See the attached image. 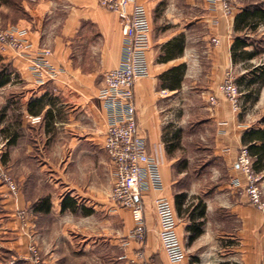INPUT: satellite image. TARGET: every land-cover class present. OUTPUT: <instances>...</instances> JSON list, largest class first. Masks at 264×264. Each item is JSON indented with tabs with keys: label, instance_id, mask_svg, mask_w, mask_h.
I'll return each instance as SVG.
<instances>
[{
	"label": "crops",
	"instance_id": "obj_1",
	"mask_svg": "<svg viewBox=\"0 0 264 264\" xmlns=\"http://www.w3.org/2000/svg\"><path fill=\"white\" fill-rule=\"evenodd\" d=\"M263 1L234 0L233 13L227 18L219 9L210 11L206 0H138L148 15L149 46L144 53L148 74L135 82L134 101L147 154L157 164L162 188L149 189L142 196L146 237L141 264H264V209L250 204L243 192L244 176L235 164L239 149L247 148L242 135L264 128V84L259 87L250 73L264 63V52L248 58L254 52L248 45L242 58L233 61L231 55L235 36L250 39L264 28L261 23L255 29L235 30V17L247 5H264ZM22 6L25 18L13 25L25 31L31 54L50 49L47 58L59 70L54 80L39 83L26 59L9 50L0 54L21 80L19 94L12 100L20 104L22 125L29 124L19 138L23 150L39 155L50 143L58 150L68 149V160L77 153L93 155L91 147L100 146L105 152L107 116L98 94L104 72L121 63L119 15L101 7L99 0H22ZM213 38L219 42L214 44ZM227 72L245 86L247 94L258 88V96L248 100L257 112L241 111L240 97L239 109L231 110L218 92ZM11 85L9 81L0 89ZM186 90L196 91L197 100L198 117L189 123L180 118L185 103L177 101ZM210 95L217 99L214 106L208 102ZM38 98H42L43 108L37 114L29 113L30 101ZM4 105L8 108L10 103ZM32 118H47L50 128L31 122ZM193 131L200 143V156L207 157L202 166H214L217 176L202 181L203 194L179 187L185 170L178 169L176 162L191 149L193 137L189 134ZM5 134V141L16 144L17 134ZM36 155L33 157L38 159ZM39 158L44 167L46 160ZM261 165L256 172L264 200V158ZM110 168L111 173L104 174L20 179L23 191L16 196L2 186L0 218L3 214L7 228L22 227L15 211H25L22 239L26 243L38 239L49 264H130L140 247L127 240L133 227L130 211L109 199L115 177ZM99 176L107 179L106 187H100ZM45 184L47 192L41 189ZM180 193L185 198L178 213L175 196ZM66 196L76 207L61 212ZM163 196L170 203L175 231L185 248L178 263L167 259L158 240L153 200ZM47 197L50 208L46 212L37 205ZM197 222H202V233L190 241L188 227Z\"/></svg>",
	"mask_w": 264,
	"mask_h": 264
},
{
	"label": "built area",
	"instance_id": "obj_2",
	"mask_svg": "<svg viewBox=\"0 0 264 264\" xmlns=\"http://www.w3.org/2000/svg\"><path fill=\"white\" fill-rule=\"evenodd\" d=\"M234 0H206L210 11H219L224 17H231ZM99 5L109 12L119 15L122 34L121 63L115 69L104 72L98 99L104 105L107 126L103 149L115 174L111 185L109 199L118 207L130 211L133 227L129 230L127 240L136 241L139 249L130 259V264H141L144 258L143 244L146 237L144 203L142 196L149 189L161 190L160 173L154 159L147 154L146 139L137 121L134 101V84L148 74L144 53L148 48L149 23L145 8L138 0H99ZM25 31L16 26L0 28V54L9 50L23 57L29 63L31 74L39 83L54 80L59 70L55 69L48 56L50 49L43 48L37 54H31V44L24 38ZM214 44L219 41L212 39ZM218 92L226 99L234 112L240 106V90L230 72H227L219 83ZM210 106L217 103L215 96L208 98ZM236 167L244 176L243 192L250 204L259 210L264 209L259 176L253 169V157L245 147L236 154ZM12 196L17 195L14 182L5 180ZM155 217L158 222V240L167 259L178 263L185 255L175 231V217L170 203L163 197L153 200ZM18 217L25 226V211L19 210ZM27 259L30 264H49L42 256L33 240L27 245Z\"/></svg>",
	"mask_w": 264,
	"mask_h": 264
},
{
	"label": "rangeland",
	"instance_id": "obj_3",
	"mask_svg": "<svg viewBox=\"0 0 264 264\" xmlns=\"http://www.w3.org/2000/svg\"><path fill=\"white\" fill-rule=\"evenodd\" d=\"M20 18H25L22 0L0 1V28L13 25ZM262 31H264V28L260 31L255 32V34L250 38V40H252L251 49L253 51L264 52V34H261ZM8 66L9 64L3 61V58L0 55V70L7 69V71H11ZM9 75V81L12 85L8 88L6 87L4 89H0V189L2 186H4L7 190L6 192L11 194L5 182L6 178L14 182L18 192L20 189L23 191L22 181L20 179L111 173L110 163L106 158L105 152L101 150L100 146L91 147V149L94 151L93 155L83 157L79 156V154L77 153L76 156L74 155L75 158L69 160L68 158L70 156V151L68 149L58 150L55 145H51L50 143H47L45 145L46 148H44L42 154L38 152L39 155H36V151H31L27 153L25 149L23 150V146L20 144L19 138L20 134L22 133L21 131L23 129L28 128L29 124L22 125V119H20L19 117L20 104H17L15 102L16 100H12L19 94L18 92L20 91L19 87L21 85V80L19 75H17L16 73H10ZM234 82L240 87V98L242 99V106L240 107L241 111L245 110L246 112H248L250 110H254L257 112V108L255 109L252 104H249L248 100L249 98L253 99L254 97L256 98L258 96V88H253L254 90L249 91L247 94L246 88L245 86H243V84H238L235 78ZM177 101H180V104L185 103L186 106L184 113H182V109H180L181 119L184 118L189 123L190 121L192 122L198 117L196 115V91L190 90V92H188L186 90L184 94H182L181 98L179 96V99ZM177 101L175 102V106H177ZM6 102L10 103V106L8 108L6 105H4L6 104ZM262 108L264 112V105L262 106ZM58 116L59 118L63 117L60 114ZM47 121V118H43L41 120L39 118H32L31 122H38V124L42 125L44 128L47 127L49 129L50 125ZM192 126L193 125H191V128ZM188 127L190 126L188 125ZM9 131L17 134L16 144L11 145L9 144V140L5 141V133L8 134ZM49 131L50 130H48V132ZM190 135H192L193 137L192 140L189 142V146L191 147V149H189L188 147L189 150L186 149L184 155L178 157L176 162L178 169L185 170L184 176L181 175L180 177L179 187H181V189H190L189 191L193 190L198 194H203L202 181L204 182L205 180L211 178L214 179L217 176L216 172H214L213 170L214 166H210L211 168L209 166H202V163L207 157L204 158L203 156H200V147L199 149H197V146H200V143L199 140H197L195 137L197 136L195 131L189 134V136ZM34 155H36L38 159H40L39 157H41V159L46 160L44 167H41V161L34 158ZM208 157L210 158L209 160H211L213 163L212 157ZM98 178L100 179V187H106L107 179L103 180L102 176H99ZM46 188L47 185L45 184L42 185L41 189L43 191H46ZM186 196L190 198L198 197V195L196 194L190 195L188 193H186ZM1 203L2 198L0 195V214L3 212ZM17 214L15 211V217H18ZM5 223L6 221H4L2 214L0 218V264H30L27 259L28 243H26L22 239V237L24 238V235H22L20 230V228L25 229V226L20 227L18 225V227L15 228H7L4 225ZM33 241L36 243L37 247L40 249L42 256L45 258V255L43 254V251L39 246L38 239Z\"/></svg>",
	"mask_w": 264,
	"mask_h": 264
},
{
	"label": "trees",
	"instance_id": "obj_4",
	"mask_svg": "<svg viewBox=\"0 0 264 264\" xmlns=\"http://www.w3.org/2000/svg\"><path fill=\"white\" fill-rule=\"evenodd\" d=\"M1 1V0H0ZM264 24V5H247L244 7L241 12L234 19L235 30L244 31L246 28L255 29L258 24ZM234 42L231 47V55L232 60L235 61L237 57H243V49L248 45H252V40L248 39V37L243 36H235L233 38ZM262 52V51H261ZM261 52H252L247 55L248 58L259 55ZM9 67V66H8ZM10 68V67H9ZM11 70V69H10ZM12 71H7V69L0 70V87L7 84L10 80V73ZM252 74V81L257 83L259 87L264 84V63L262 65L256 66L252 68L250 71ZM43 108L42 98H38L34 101H30L28 112L32 114H37ZM256 141L260 142V145H256ZM241 142L247 146L248 154L253 156V168L255 171H258L262 168L261 165L262 160L264 158V128L258 130H250L246 132L241 137ZM185 195L180 193L175 196V202L178 213H180L181 206L183 205ZM37 205L38 209L44 210L47 212L49 210L50 205L48 204V197L43 198ZM61 212L63 210L73 211L76 207L75 202L69 197L66 196L61 203ZM202 222L193 223V225L189 226L188 229L191 231V236L189 237L190 241H193L194 238L199 236L202 233L201 230Z\"/></svg>",
	"mask_w": 264,
	"mask_h": 264
}]
</instances>
